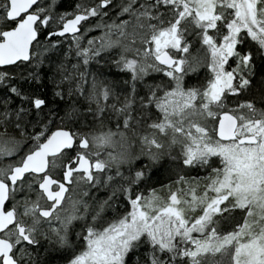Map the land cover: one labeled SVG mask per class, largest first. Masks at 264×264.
Returning a JSON list of instances; mask_svg holds the SVG:
<instances>
[{
	"label": "snow or ice",
	"instance_id": "obj_1",
	"mask_svg": "<svg viewBox=\"0 0 264 264\" xmlns=\"http://www.w3.org/2000/svg\"><path fill=\"white\" fill-rule=\"evenodd\" d=\"M0 66V264H264V0H0Z\"/></svg>",
	"mask_w": 264,
	"mask_h": 264
},
{
	"label": "trees",
	"instance_id": "obj_2",
	"mask_svg": "<svg viewBox=\"0 0 264 264\" xmlns=\"http://www.w3.org/2000/svg\"><path fill=\"white\" fill-rule=\"evenodd\" d=\"M76 2V0H62L61 1V3H62V5H68V4H73V3H75ZM106 71H107V69H105ZM15 71H17V72H19L20 70L19 69H16ZM111 71H113V72H115V69H112ZM165 173H164V170L163 169H161V171H160V174L158 175V179H160L161 180V182H163V183H167V180H165ZM193 175H195V173H193ZM173 179H174V177H173Z\"/></svg>",
	"mask_w": 264,
	"mask_h": 264
},
{
	"label": "rangeland",
	"instance_id": "obj_3",
	"mask_svg": "<svg viewBox=\"0 0 264 264\" xmlns=\"http://www.w3.org/2000/svg\"><path fill=\"white\" fill-rule=\"evenodd\" d=\"M92 34H93V35H96L97 33H96V32H93ZM0 70H3V68H0Z\"/></svg>",
	"mask_w": 264,
	"mask_h": 264
},
{
	"label": "water",
	"instance_id": "obj_4",
	"mask_svg": "<svg viewBox=\"0 0 264 264\" xmlns=\"http://www.w3.org/2000/svg\"><path fill=\"white\" fill-rule=\"evenodd\" d=\"M1 68H3L4 66H0Z\"/></svg>",
	"mask_w": 264,
	"mask_h": 264
},
{
	"label": "bare ground",
	"instance_id": "obj_5",
	"mask_svg": "<svg viewBox=\"0 0 264 264\" xmlns=\"http://www.w3.org/2000/svg\"><path fill=\"white\" fill-rule=\"evenodd\" d=\"M62 1V0H61ZM1 68V67H0Z\"/></svg>",
	"mask_w": 264,
	"mask_h": 264
}]
</instances>
